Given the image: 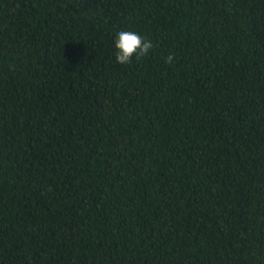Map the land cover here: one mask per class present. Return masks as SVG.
<instances>
[{
    "label": "trees",
    "instance_id": "16d2710c",
    "mask_svg": "<svg viewBox=\"0 0 264 264\" xmlns=\"http://www.w3.org/2000/svg\"><path fill=\"white\" fill-rule=\"evenodd\" d=\"M0 264H264V0H0Z\"/></svg>",
    "mask_w": 264,
    "mask_h": 264
},
{
    "label": "clouds",
    "instance_id": "9594fccd",
    "mask_svg": "<svg viewBox=\"0 0 264 264\" xmlns=\"http://www.w3.org/2000/svg\"><path fill=\"white\" fill-rule=\"evenodd\" d=\"M115 47L118 49L116 53L117 61L121 64H128L133 56L147 55L150 49L153 48V43L134 31L123 30L118 33ZM173 58L170 54L166 57V62L171 63Z\"/></svg>",
    "mask_w": 264,
    "mask_h": 264
}]
</instances>
